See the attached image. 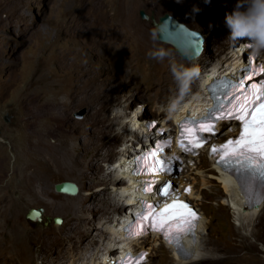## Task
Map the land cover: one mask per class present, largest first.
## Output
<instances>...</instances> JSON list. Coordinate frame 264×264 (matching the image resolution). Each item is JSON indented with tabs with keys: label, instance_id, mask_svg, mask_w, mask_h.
<instances>
[{
	"label": "rangeland",
	"instance_id": "rangeland-1",
	"mask_svg": "<svg viewBox=\"0 0 264 264\" xmlns=\"http://www.w3.org/2000/svg\"><path fill=\"white\" fill-rule=\"evenodd\" d=\"M236 4L237 0H0V264H42L43 245L33 233L66 232L74 224L76 206L91 192L93 197L103 188L112 190L111 181L102 180L108 179L110 169L117 173L113 167L127 148V154H133L139 144L130 130L133 122L158 119L172 126L170 106L176 110L191 101L213 65L223 62L232 68L233 50L251 49L247 40L229 39L224 26L225 14ZM141 9L157 19L170 13L202 31V53L183 57L174 45L158 38L152 19L143 18ZM157 51L162 54L159 67ZM261 54L264 59V51ZM165 57L190 70L189 87L158 107L152 92L162 62L168 61ZM116 115L128 122L127 128ZM112 122L115 132L108 131ZM64 150L76 155V162L68 164ZM197 162L185 177L196 184L199 195L190 200L205 213L206 228L201 232V259L188 264H264V206L251 223L240 220L222 174L206 154ZM62 181L76 183L78 192L59 191L56 184ZM31 208L43 209L41 220L27 217ZM105 215L99 218L101 225L115 223V213ZM56 216L63 222L56 223ZM110 237H99L97 245ZM147 239L152 250L148 264H177L169 245L159 237Z\"/></svg>",
	"mask_w": 264,
	"mask_h": 264
},
{
	"label": "bare ground",
	"instance_id": "bare-ground-1",
	"mask_svg": "<svg viewBox=\"0 0 264 264\" xmlns=\"http://www.w3.org/2000/svg\"><path fill=\"white\" fill-rule=\"evenodd\" d=\"M89 8L91 7H88L87 9ZM85 12L86 11H84V13ZM124 16L125 15H123L122 17ZM128 27L130 26L128 25ZM89 30L91 31V29ZM143 37H144L143 39H145L148 44L151 43V40L149 39V36L147 34H144ZM152 49L154 48L152 47ZM157 55L158 57H156V59L155 57L153 58L155 59V64L159 67L161 61V60L159 61V59L162 58L159 56L162 54H160L157 51ZM232 56H233V64H237V65L241 64L240 61H244L246 59L244 57L245 51L241 49L233 50ZM165 58H168V61L170 63L167 60L165 63L162 62L163 63L162 69H160L159 73L157 72L156 74L157 88L156 91L152 92V97L154 98V104L157 105L158 107L164 104L168 98L176 94L178 91H182L183 89L189 87L187 86L186 80H187L188 72L190 70L186 67H181L178 63L175 64L174 62V64H172L174 60L169 59V57H165ZM230 67L225 66L223 62L217 63L215 66L213 65V69L211 70V72L209 71L210 74H208V72L206 73L205 78L202 80V85L200 87V90L192 98L191 101L188 100L182 102V104L178 108L176 107V110L170 106V110L173 113L172 116L175 119V122L181 119L188 109H193V111H197L205 107L208 104L207 101H205L208 98V83L211 80L212 76L214 74H219L224 71L230 70L231 69ZM198 80L199 79L197 77L194 79V85H193L194 87L198 84L197 82ZM204 84L206 90L204 88ZM180 98L183 99V97ZM136 117L132 119H136ZM115 118L116 121H118V123L122 125L123 128H127L128 122L122 121L120 115H116ZM138 119H141V117H138ZM133 123H134L133 127L130 129L132 133H135V131L141 133L143 129L141 126L146 125L147 122L142 120L140 122L138 120L137 122L135 120V122ZM113 124L114 123L112 122L111 123L112 128L108 127L109 132L112 131L115 132L114 130L115 128H113ZM164 125L168 127L167 123H164ZM37 138H39V136L36 137V139ZM134 144L132 143V145ZM38 146L39 143L37 139L34 147L38 149ZM129 146L130 145H128V147ZM136 149H137V145H134L132 153ZM126 151L123 153V155L120 156V159L116 161L119 164L114 165L113 167L114 170L117 171V173L115 174L112 171L113 169H110V171L107 174L108 179L102 180L103 184H107L109 183V181H111V184L113 186L112 190L108 191V189L103 188L101 190H98V192L93 197L91 192L90 195H88L85 198L86 200L84 203H82L79 206H76L77 209H75L73 212L74 224H72L71 227L66 232L57 233V234L56 232L33 233L32 238L40 240L43 245L41 248V254L44 262L42 264H106L110 261H114L115 259H117L121 255V253L124 252V249L131 248L132 244L135 243L133 242L132 239L123 240L121 238L123 235L122 225L124 223L121 220L122 219L131 220V214L128 211L127 207L128 204L132 207V204L135 201V196L137 195V193L134 190V184H133L134 178L130 173V170L133 165L130 163V161L127 160L130 159V156H133V154L131 153L127 154ZM64 153H66L63 155L64 159L68 164H72L73 162H76V155H74L71 152H68L67 150L66 151L64 150ZM220 173L222 174L220 175V179L224 184L225 192L229 197L230 203L232 204V206L235 208V211L239 215L240 220L251 223L254 220V218L258 215L260 209H262V206H264V198L261 199L259 205H254L253 207H249L245 202L246 195L244 194L241 187H239L238 183L234 181L230 176H226L225 173L223 172ZM184 183H188V182L184 181ZM190 195L191 197H194V199H197L199 194H197L195 191L192 192ZM103 210H105L104 213H102ZM109 213H115L114 215L115 217L113 220V222L115 221V223L111 224L109 227L101 225V223L99 222V218L102 215L104 214L107 215ZM62 222H63V218H62ZM205 222H206V215L204 213V216L199 226V230H198L199 235L197 239L195 241H190L188 238H186V241L189 243V248L187 251L190 252L191 254L188 257L186 255L179 256L176 246L170 243L168 240H165V242L169 245V247H171L175 251L177 255V259H176L177 264H188L191 260L197 261L201 259L200 257L202 254L203 246H201L200 239H201V232L206 228ZM94 230L96 232H93ZM107 233L111 234L110 240L106 242H102L98 246L97 244L99 241V237L106 236ZM154 239L157 240V238ZM146 240L138 241V243L141 246L146 243ZM91 245L93 246L97 245V246H94L93 250L89 254H87V251L91 247ZM116 251H118V253L120 251V253L116 257H113V253H115ZM77 252L79 253L77 254ZM83 255L85 259L80 260V258H83ZM150 256L152 258V254ZM150 262L151 259L149 260V263Z\"/></svg>",
	"mask_w": 264,
	"mask_h": 264
},
{
	"label": "clouds",
	"instance_id": "clouds-1",
	"mask_svg": "<svg viewBox=\"0 0 264 264\" xmlns=\"http://www.w3.org/2000/svg\"><path fill=\"white\" fill-rule=\"evenodd\" d=\"M205 3H211V0H205ZM194 11H198V9H194ZM224 26L228 30L229 39H231L233 41L241 40V39L249 41V45H250L251 49L247 53H245L244 57L246 59L244 61H240L241 64H246L248 61V57H250L251 55L257 57L258 61H264L262 54H261V52L264 51V0H237V4L233 7V9L230 12L225 14ZM241 64H238V65L234 64V66L230 70L224 71V72L219 73V74H214L212 76L211 80L209 81V83L215 77H221L223 75L231 76L233 74V72L235 71V69L238 68ZM207 100H208V98L205 101H207ZM188 110H190V109H188ZM146 122H147L146 125L141 126L143 128L141 133L135 131V133L138 135L137 137L139 138V140H138L139 144L137 145V149L133 152V156L130 159H127L133 165L131 170H130V173L134 178V182H133L134 186H135V179L137 177L136 174L133 172V169L136 165V162H135L136 155L154 144L153 139L156 138V136L158 135L157 134V128L158 127H160V126L167 127L164 124L160 123V121L158 119H149ZM176 122L174 124H172V126H168V128L174 127ZM151 126H153V127L151 128ZM133 140H135V138H133ZM205 154L208 157V153L203 152V153L199 154V156L196 158V168L199 166L197 159L200 158L202 155H205ZM212 166H213V164H212ZM186 169L187 170L185 172H188L189 171L188 167ZM175 173H177V170H174V173L171 174V177L169 175V177H170L171 181L173 182V184L177 185L176 184L177 179H175L173 177ZM164 179H168V178H164ZM189 181H193V180L189 179ZM185 198H187V197H184V199ZM191 199H194V197H192ZM190 204L193 207H197L191 200H190ZM137 206H138V203H136V201H134V203L132 204V207L129 208V212L131 214V220H128V219H126V220L122 219L121 220L124 222L122 225V234L123 235L121 238L123 240L132 239L133 242H135V243L132 244L131 249H133L136 252L141 251L142 249H145V248L148 249L149 253L147 254V256L152 260V258L150 256L152 254V250H151L150 246L147 244H143L141 246H138L139 245L138 241L146 240L149 237H159L161 239L162 243H164L165 245H168V244L165 242V238H163V236L158 235L157 233H154V232H148L146 235H144V236L141 235L138 237H133V236L127 234V231L125 229V224L135 220V216H136L135 215V209ZM201 211L203 212V210H201ZM203 214H204V212H203ZM125 234H127V236ZM186 244L189 248V243L187 241H186ZM127 249H130V248H126L124 250H127ZM110 262H112V261H110ZM108 263H106V264H108ZM148 263H149V261L145 262V264H148Z\"/></svg>",
	"mask_w": 264,
	"mask_h": 264
},
{
	"label": "water",
	"instance_id": "water-1",
	"mask_svg": "<svg viewBox=\"0 0 264 264\" xmlns=\"http://www.w3.org/2000/svg\"><path fill=\"white\" fill-rule=\"evenodd\" d=\"M140 13L143 18L152 19L158 31V38L174 45L183 57L193 59L202 53L206 41L202 31L189 27L170 13L163 14L159 19L154 14H148L144 9H141ZM6 120H9L8 116H6ZM56 188L59 191L68 193L78 192L77 184L72 181L58 182ZM42 214V208H31L27 213V217L31 220H41ZM55 222L61 223L62 218L56 216Z\"/></svg>",
	"mask_w": 264,
	"mask_h": 264
},
{
	"label": "snow or ice",
	"instance_id": "snow-or-ice-1",
	"mask_svg": "<svg viewBox=\"0 0 264 264\" xmlns=\"http://www.w3.org/2000/svg\"><path fill=\"white\" fill-rule=\"evenodd\" d=\"M250 47V45H249ZM261 70H264V66H261ZM264 107V106H262ZM261 129H264V120L261 121L260 124ZM247 128V125H246ZM255 136V131H253L250 135V137L246 141V148L247 151L239 153L240 156L244 158L245 161L249 164V166L255 167L258 169L259 174L264 177V135L260 137V146L259 148L256 147L257 141L252 139L251 137ZM241 143H245V138L241 137ZM249 152L252 153H259V155H249ZM258 161V163H257ZM173 208L176 207V205L172 206ZM180 207H187L186 205H180ZM165 211H168L167 209ZM185 223H190V221L185 220Z\"/></svg>",
	"mask_w": 264,
	"mask_h": 264
}]
</instances>
